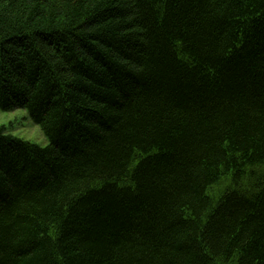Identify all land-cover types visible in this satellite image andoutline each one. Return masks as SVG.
<instances>
[{"label": "trees", "instance_id": "trees-1", "mask_svg": "<svg viewBox=\"0 0 264 264\" xmlns=\"http://www.w3.org/2000/svg\"><path fill=\"white\" fill-rule=\"evenodd\" d=\"M0 264H264V0H0Z\"/></svg>", "mask_w": 264, "mask_h": 264}, {"label": "rangeland", "instance_id": "rangeland-1", "mask_svg": "<svg viewBox=\"0 0 264 264\" xmlns=\"http://www.w3.org/2000/svg\"><path fill=\"white\" fill-rule=\"evenodd\" d=\"M7 126L9 132L33 141L39 145H47L48 140L39 125L35 124L25 109L18 108L13 111L0 109V126Z\"/></svg>", "mask_w": 264, "mask_h": 264}]
</instances>
